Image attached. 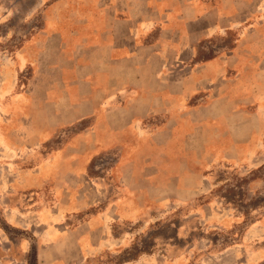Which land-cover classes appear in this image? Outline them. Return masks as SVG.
Instances as JSON below:
<instances>
[{
	"label": "rangeland",
	"instance_id": "obj_1",
	"mask_svg": "<svg viewBox=\"0 0 264 264\" xmlns=\"http://www.w3.org/2000/svg\"><path fill=\"white\" fill-rule=\"evenodd\" d=\"M220 6L223 15L190 29L218 21L192 47L191 64L226 57L228 99L179 118L174 136L161 139L167 154L143 145L154 167L186 180L155 174L162 188L150 187L144 177L154 170L137 169L121 187L114 150L66 149L80 146L90 120L51 129L48 109L33 114L42 101L33 107L32 97L45 92L33 76L47 36L61 35L71 50L131 17L155 21L152 40L171 34L167 25L183 31L182 9ZM115 28L120 40L130 35ZM55 50L51 42L40 68L55 65ZM169 63L175 76L179 63ZM207 95L188 106H206ZM171 102L173 112L183 103ZM0 264H264V0H0Z\"/></svg>",
	"mask_w": 264,
	"mask_h": 264
},
{
	"label": "crops",
	"instance_id": "obj_2",
	"mask_svg": "<svg viewBox=\"0 0 264 264\" xmlns=\"http://www.w3.org/2000/svg\"><path fill=\"white\" fill-rule=\"evenodd\" d=\"M196 10L199 9L187 7L181 10L182 32L167 25L162 32L171 34L152 40H146V36L156 24L155 21L141 19L139 23H133L131 17L124 20L115 18L110 29L103 33L108 34L107 37L98 36L101 31L98 29L93 42L85 39L83 44L77 43L71 50H67L61 35L47 36L42 41L44 46L38 51L33 76V84L37 82L36 86L45 92L42 99L32 97L33 107L36 101H42L37 102L33 114L37 111L42 114L48 109L51 129H66L90 120L89 127L79 136L80 146L77 144L66 149L72 152L81 148L96 153L114 150L118 156L116 171L121 187H129L137 169L142 170L141 175L154 170V175L148 173L144 177V182L150 187L155 186V174L161 175L164 183L172 177L169 175L174 174H177L175 178L179 182L186 180L189 174H170L165 172L164 167H154L151 158L146 156L150 153L143 149V145L148 140L160 153L167 154L169 142H161V139L174 136V124L179 118L185 115L191 119V115L201 109H209L216 102L228 99L226 57L191 64L195 57L192 47L210 30L216 32L218 21H207L205 25L210 28L195 33H190L191 27L201 25L206 15H223V9L220 6L206 8L203 12L199 10L198 13ZM190 12L192 18L186 19V14ZM114 23L125 24L130 33L127 39L117 38ZM51 42L57 46L54 51L57 55L55 65L40 68L38 58L47 51ZM185 53L188 55L187 62L179 61ZM171 61H178L180 66L176 67L175 76H169ZM203 89L208 90L206 97L211 102L204 107L188 106L189 101H197ZM171 101L183 103L177 105L176 112H173L169 110L175 105ZM157 115L167 116L159 125L152 126L148 120ZM137 154L145 156L135 161L133 156ZM155 187L161 189L162 183ZM138 195L139 198L135 200L148 197L145 191ZM35 255L37 258L36 249Z\"/></svg>",
	"mask_w": 264,
	"mask_h": 264
},
{
	"label": "trees",
	"instance_id": "obj_3",
	"mask_svg": "<svg viewBox=\"0 0 264 264\" xmlns=\"http://www.w3.org/2000/svg\"><path fill=\"white\" fill-rule=\"evenodd\" d=\"M32 252H33V256H32L33 262H35L36 261L35 248L32 249Z\"/></svg>",
	"mask_w": 264,
	"mask_h": 264
}]
</instances>
